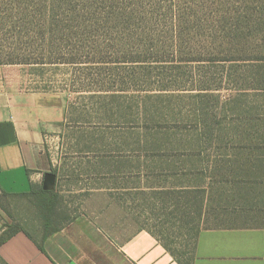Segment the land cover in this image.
Masks as SVG:
<instances>
[{
  "label": "rangeland",
  "instance_id": "1",
  "mask_svg": "<svg viewBox=\"0 0 264 264\" xmlns=\"http://www.w3.org/2000/svg\"><path fill=\"white\" fill-rule=\"evenodd\" d=\"M117 2L137 6L138 18L102 20L83 37L41 31L39 13L31 25L27 10L12 18L1 2L0 61L26 62L12 64L22 88L66 104L61 130L46 142L61 194L52 226L100 214L128 219L190 264L201 228L264 225V0ZM98 47L107 51L95 59ZM75 56L90 61L51 62ZM215 160L241 166L240 175L201 171ZM206 181L209 194L249 187L262 211L217 221L216 202L201 192ZM0 200L9 212L0 207L3 224L41 238L44 216L33 196Z\"/></svg>",
  "mask_w": 264,
  "mask_h": 264
},
{
  "label": "crops",
  "instance_id": "2",
  "mask_svg": "<svg viewBox=\"0 0 264 264\" xmlns=\"http://www.w3.org/2000/svg\"><path fill=\"white\" fill-rule=\"evenodd\" d=\"M15 67L0 64V186L18 193L43 185L51 170L46 142L61 130L66 104L55 93L23 89ZM3 222L0 214V232ZM41 240L16 233L0 245V264H181L150 230L105 214ZM192 264H264V226L203 228Z\"/></svg>",
  "mask_w": 264,
  "mask_h": 264
},
{
  "label": "trees",
  "instance_id": "3",
  "mask_svg": "<svg viewBox=\"0 0 264 264\" xmlns=\"http://www.w3.org/2000/svg\"><path fill=\"white\" fill-rule=\"evenodd\" d=\"M1 2H5L7 4V15L14 18L16 15H18L19 10L23 9L22 11L27 10V14H31V18H33L32 21H30L31 25L34 24V18L38 13L40 14L38 18L39 25L42 28H46L47 31H49V34L56 33V31L62 29L64 33L69 34L70 31L73 32L74 29L77 31L71 32L74 35H77L79 37H83L86 35L87 32H92V29H88L89 27L96 28L99 22L102 20L106 21H119V20H133L134 16H136L139 12V8L137 6H125L117 2V0H104L102 2H96L92 0H85L81 3V7L77 6L74 0H42V4H35L34 0H2ZM28 5V9L31 11H28V9L25 8L24 5ZM83 5V6H82ZM23 6V7H22ZM0 11L2 9L0 8ZM29 12V13H28ZM139 16V15H138ZM138 16H136L138 18ZM38 17V16H37ZM30 18V19H31ZM29 19V18H25ZM91 19H97L91 20ZM42 20H44V25L42 27ZM24 21V18H23ZM17 22L14 23L13 29L17 28L16 26ZM26 24V23H24ZM91 24V26H88ZM23 25V24H21ZM79 29V30H78ZM44 30V29H43ZM82 30V31H80ZM176 42H178V45H182V39H176ZM94 51V50H93ZM107 51L104 48L98 47L93 54H96L95 59L98 55H103ZM45 56L51 57L52 53H54V50L52 48L45 50ZM46 59V58H44ZM52 60V59H50ZM90 61V60H88ZM82 61V58L75 56L71 58H57L55 60H52L51 62L56 63H74L79 64L82 62H88ZM13 63H26V62H18V61H12L8 60V62H2L0 61V64H13ZM44 63V62H43ZM207 148V147H206ZM208 149V148H207ZM196 150V149H195ZM191 154L194 155H200L202 151H197ZM220 150V149H217ZM190 154V155H191ZM214 162V163H213ZM202 169L201 171H205L206 168L209 169V167L213 166L214 174L215 176L220 175L219 173H228L232 169H235V173L242 168L241 166H236L234 164H230L228 168L227 160H215V161H207L205 163H201ZM211 165V166H210ZM54 173L57 174L56 170H51ZM201 173V172H200ZM237 174V173H236ZM238 176L240 174H237ZM58 177V175H57ZM253 180V179H249ZM258 180H254L253 182L259 184L260 181L256 182ZM264 183V181H263ZM210 184L205 182V184L201 188V192L204 194H207V199H212L216 202L215 207L212 206V214L216 216L217 221H222L223 219H234L235 217H242L245 215H248L250 213H253L257 210L262 211V208H258L256 204H253L251 201L253 198L252 192H250L247 188L243 186V184H236L235 190L233 194H228L224 191H214V187H212V191L209 194L208 187ZM245 187V188H244ZM0 196L4 197H10V196H23V197H31L33 196L36 200L37 204L40 206V208L43 211L44 216V231L42 233V242L52 233L60 230L63 226H52L53 217L54 215L58 214L57 208L59 207V200L61 198V194L57 192L56 188L54 190H45L43 188V185H35L33 184L30 188V191L28 192H8L4 190L0 186ZM252 197V198H251ZM216 198H221L219 201L215 200ZM0 207L4 208L6 212L7 208L3 206V203L0 200ZM9 213V212H8ZM60 215L63 218H67L65 212H61ZM241 226H264V225H214V226H206L203 228H225V227H241ZM201 228L198 231L197 237L200 233V231L203 229ZM25 232L30 237H35L32 235L28 230L25 229L21 224L19 223H11L9 225L3 224L2 231L0 232V245H2L4 242H6L8 239H10L12 236H14L18 232ZM155 234V233H154ZM157 236V235H156ZM196 237V242H197ZM39 243V246L44 250L43 243ZM165 247L170 251L176 259L181 264H188L185 262L184 258L180 257L171 246L163 242ZM196 248V244H195ZM195 257V252H194ZM194 257L192 258V261L190 264L193 263Z\"/></svg>",
  "mask_w": 264,
  "mask_h": 264
},
{
  "label": "water",
  "instance_id": "4",
  "mask_svg": "<svg viewBox=\"0 0 264 264\" xmlns=\"http://www.w3.org/2000/svg\"><path fill=\"white\" fill-rule=\"evenodd\" d=\"M56 182L57 174L52 171H48L44 175L43 188L45 190H54L56 187Z\"/></svg>",
  "mask_w": 264,
  "mask_h": 264
}]
</instances>
